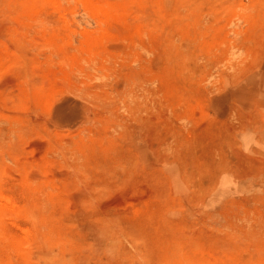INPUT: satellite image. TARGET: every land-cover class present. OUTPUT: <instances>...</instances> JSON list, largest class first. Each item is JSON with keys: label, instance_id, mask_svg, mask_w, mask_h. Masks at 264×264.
Masks as SVG:
<instances>
[{"label": "rangeland", "instance_id": "rangeland-1", "mask_svg": "<svg viewBox=\"0 0 264 264\" xmlns=\"http://www.w3.org/2000/svg\"><path fill=\"white\" fill-rule=\"evenodd\" d=\"M0 264H264V0H0Z\"/></svg>", "mask_w": 264, "mask_h": 264}, {"label": "bare ground", "instance_id": "bare-ground-1", "mask_svg": "<svg viewBox=\"0 0 264 264\" xmlns=\"http://www.w3.org/2000/svg\"><path fill=\"white\" fill-rule=\"evenodd\" d=\"M2 198V197H1Z\"/></svg>", "mask_w": 264, "mask_h": 264}]
</instances>
